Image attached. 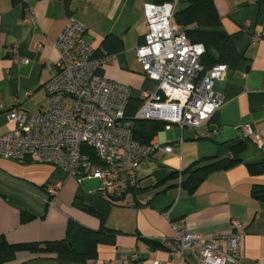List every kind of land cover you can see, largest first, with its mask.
Segmentation results:
<instances>
[{
    "label": "crops",
    "instance_id": "obj_1",
    "mask_svg": "<svg viewBox=\"0 0 264 264\" xmlns=\"http://www.w3.org/2000/svg\"><path fill=\"white\" fill-rule=\"evenodd\" d=\"M152 1L0 0V103L5 107L0 111V136L13 128L7 117L10 107L37 113L45 106L44 85L54 76L59 60L55 41L70 17L86 29L87 40L96 49L107 35L121 39L122 52L113 54L101 75L130 87L132 98L142 104L141 92L158 87L135 55L146 32L143 5ZM214 4L222 28L242 58L214 84L224 102L209 122V136L197 137L203 129L181 131L177 125L160 132L152 140L159 143V150L140 166V189L120 202L102 197L97 178L79 181L51 164L0 157V242L62 240L69 220H74L92 230L118 231L115 244L99 245L97 259L89 264H176L160 245L162 238L174 235L173 221L183 219L191 231L214 237L235 232L231 223L236 220L243 227L241 264H264V202L252 195L253 188L264 187V174H250L247 167L264 161V0H214ZM187 5V0H177L175 11ZM245 125L260 136L262 146L241 136ZM241 141L245 149L233 156V146ZM165 146L172 148L171 154L163 152ZM227 158L240 163L208 174L193 193L181 186L186 176L165 180L170 172L198 161L203 165ZM52 185H59L53 205L47 201ZM22 212L34 218L21 223ZM147 240L159 245L153 247ZM47 256L19 251L8 264L43 262ZM184 264L197 263L185 255Z\"/></svg>",
    "mask_w": 264,
    "mask_h": 264
},
{
    "label": "built area",
    "instance_id": "obj_2",
    "mask_svg": "<svg viewBox=\"0 0 264 264\" xmlns=\"http://www.w3.org/2000/svg\"><path fill=\"white\" fill-rule=\"evenodd\" d=\"M176 5L177 0L143 5L146 32L135 55L145 75L158 87L154 92H141L142 104L135 118L164 122V130L173 125L181 131L203 129L196 135L207 137L211 132L209 122L224 102L214 91V84L224 77L227 68H204L201 59L205 47L192 43L175 25ZM54 46L59 60L54 76L44 85L46 104L37 113L15 106L8 109L13 128L0 136V157L17 163L30 159L51 164L79 181L97 178L102 197L120 202L127 190L136 186L140 166L159 150V143H142L134 138L133 121L126 117L132 90L101 75L114 55L97 57V49L77 20H67ZM12 53H16L15 48ZM21 61L28 63L26 59ZM1 110H5L2 103ZM240 132L243 138H252L262 146L263 140L250 126L241 127ZM163 152L171 154L172 148L165 146ZM58 190L59 185L48 187V204H54ZM171 226L174 235L162 238L160 245L176 264H184L185 255L197 264H241L243 227L238 221L231 223L235 232L214 237L191 231L183 219L173 221Z\"/></svg>",
    "mask_w": 264,
    "mask_h": 264
},
{
    "label": "trees",
    "instance_id": "obj_3",
    "mask_svg": "<svg viewBox=\"0 0 264 264\" xmlns=\"http://www.w3.org/2000/svg\"><path fill=\"white\" fill-rule=\"evenodd\" d=\"M174 1L153 0L156 4H170ZM187 2L188 5L184 9L175 11L174 22L185 32L192 43L204 45L205 54L201 59L204 68L210 69L215 65H225L227 69H235L242 57L233 46L230 36L222 28L221 19L214 0H187ZM122 50L123 43L121 39L115 35H107L96 50V56L113 55L122 52ZM140 106L141 102L139 99L132 98L126 110V117L133 121L134 138L142 143H150L156 135L164 130L165 123L156 120L136 119L135 115ZM245 147L246 144L243 141L235 144L232 148L233 156H238L243 152ZM90 155L92 156V153ZM92 157L94 159V156ZM201 162L198 161L181 171L170 172L165 180L180 175L186 176L181 186L189 193H193L206 179L208 174L215 171L228 170L239 164L240 160L227 158L200 165ZM247 167L250 174H264V161L248 164ZM139 189L140 184L138 181L136 186L129 188L125 195L131 191L136 192ZM252 195L264 202V187L253 188ZM84 211L92 213L89 208H84ZM33 218L30 214L21 213V223L29 222ZM117 232L105 227L92 230L74 220H69L66 236L62 240L16 245L8 244L2 240L0 242V264L11 263L14 261L16 253L24 250L48 256L41 258L43 262H24L20 264H89L91 261L97 259V247L99 245L115 244ZM147 243L153 247L159 245L149 240H147Z\"/></svg>",
    "mask_w": 264,
    "mask_h": 264
}]
</instances>
